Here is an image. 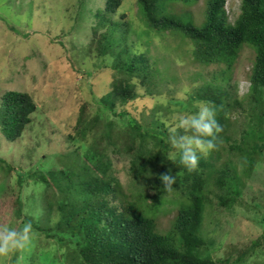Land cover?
I'll return each mask as SVG.
<instances>
[{
    "label": "trees",
    "instance_id": "trees-1",
    "mask_svg": "<svg viewBox=\"0 0 264 264\" xmlns=\"http://www.w3.org/2000/svg\"><path fill=\"white\" fill-rule=\"evenodd\" d=\"M137 1L149 30L189 41L194 46V64L217 68L213 82H207L194 98L215 108V118L222 127L218 148L208 155L198 153V167L192 172L179 164V157L174 162L164 155V151L174 150L169 130L158 131L153 122L146 124L148 118L141 124L127 106L151 100L157 75L164 80L169 77L168 65L159 70L149 51L139 49V40H131L132 27L123 21L125 16L116 19L123 0H106L105 8L95 12H89L88 0H80L79 6L66 5L64 18L70 23V35L77 32L78 23H93L82 64L89 59L96 63L95 70L81 71L79 76H86L91 87L97 72H109L112 77L111 83L104 81L97 87L101 115L90 118L87 110L79 111L78 135L85 140L91 134L94 140L90 145H80L73 139L69 154L47 160L48 167L42 159L46 164L31 171L20 164L14 168L0 156V199L6 192V179L16 173L14 218L30 222L34 230L50 237L54 228L68 232L76 244L77 248L68 250L64 257H54L59 264H242L247 254L221 259L207 256L216 241L202 229L208 205L213 206L215 201L218 208L233 211L264 160V0H242L241 14L233 25L229 23L226 0H206L200 25L184 15L169 14L173 4H190L193 0ZM35 15L48 14L41 10ZM245 46L254 48L256 58L249 93L242 102L229 81ZM79 76L74 84L80 91ZM201 76L199 73L197 80ZM141 89L144 93L140 94ZM0 101V128L12 145L33 122L38 105L30 94L19 91L6 92ZM235 112L245 121L240 138L230 133V115ZM107 114L123 119L126 128L121 130L118 123L110 122L104 117ZM226 154L228 159L220 165ZM118 156L127 159L128 166L123 169L137 189L138 202L130 200L123 185L120 167L114 162ZM169 170L177 177L171 192L159 179ZM28 187L32 193L44 190L43 205L24 217ZM172 196L178 198L181 208L171 230L161 234L157 214L166 198ZM55 215H60V220L50 227ZM253 238L249 239L252 251L264 247V230ZM45 256L36 247H28L15 251L12 263L45 264Z\"/></svg>",
    "mask_w": 264,
    "mask_h": 264
},
{
    "label": "rangeland",
    "instance_id": "rangeland-1",
    "mask_svg": "<svg viewBox=\"0 0 264 264\" xmlns=\"http://www.w3.org/2000/svg\"><path fill=\"white\" fill-rule=\"evenodd\" d=\"M78 1L80 2V0H0V100L8 91H19L30 94L38 105L33 122L27 126L25 134L14 142L15 144L10 145L7 142L0 128V156L14 168L20 164L25 171H31L46 164L41 161L42 159H46L47 162L51 158L62 155L65 157L64 154H69L73 139L79 141L80 145L85 143L90 145L94 140L91 134L85 140L78 135L79 111L87 110L90 118L101 115L99 106L102 105L98 102L100 93L97 92V87L104 81L107 84L111 83L112 77L109 72L101 71L99 74L97 72L96 78L91 82L94 87H91L86 76H79L81 71L95 70L93 66L96 60L89 59L91 65L88 61L82 64L87 39L91 35L90 26L92 27L93 23H78L77 32L70 35V23L64 18L66 5L76 7L79 6ZM205 1L175 3L170 7L169 14L184 15L200 25L204 21ZM226 1L229 23L233 25L241 14L242 0ZM105 4L106 0H88L87 8H90L89 12L91 10L95 12L97 9H104ZM40 9L48 15L46 17L35 15L36 11L38 13L41 11ZM124 16L123 21L132 27L131 40H139L141 43L142 47L139 49L149 51V57L159 70L168 65V79H162L161 75H157L155 79L156 87L153 91L155 98L137 101L127 106L129 112L141 124L144 125L145 118H148L146 124L153 122L154 127L163 133L174 126L182 116L196 111L194 105L200 103L195 102L196 95L207 82H213L217 68L204 69L194 64V46L189 41L149 30L137 0H123L122 8L115 17L118 20ZM65 32L69 36L64 37L63 35L67 34ZM255 58L254 48L245 46L230 72L229 82L236 87L237 97L242 102L249 93ZM225 68L224 65L221 66V69ZM199 73L202 76L197 80ZM77 75L81 79L80 91L76 90L74 84ZM143 91L144 89H141L140 94L144 93ZM182 96H187V99H182ZM104 117L110 118V122L118 123L121 130L126 128L123 119L108 114ZM230 120L232 122L230 133L233 132L236 138H240L245 125L244 117H239L235 112V115H230ZM160 125L165 127L160 128ZM164 153L165 156L173 153L178 158V153H174V150H166ZM200 154L208 155V152ZM227 159V154L222 156L219 164L225 163ZM114 162L120 167V177L130 200L138 202L137 189L132 186L133 183L123 169L124 166H128L127 159L118 156ZM49 163L47 162V167ZM6 181L8 182L6 192L0 199V228L19 227L23 224V219L14 218L13 214L17 198L14 197L18 183L16 173ZM247 186L233 211L218 208L215 201L213 206L208 205L202 230L204 235L210 232V237L215 236L216 242L210 253H206L207 256L221 259L247 254L242 264H264V247L260 246L252 251L253 243L249 241L254 240V235L256 238L261 236L264 230V160L261 169L255 172L254 178ZM213 189L211 187V190ZM43 192L44 190H37L36 193H32L31 188L26 189L24 197L28 198V203L24 201L28 208L24 217L28 215L26 213L33 212V208H41ZM180 208L177 197L166 198L157 214L159 233L166 234L171 230ZM59 220L60 215H55L50 227H54ZM71 240L68 232L62 233L55 228L51 237L47 233L34 230L29 248L36 247L37 250L45 252V264H59L54 259L55 256L64 257L70 253L68 250L74 251L77 248L75 242ZM14 252L6 257H0V264H13ZM20 263L24 264L23 261ZM25 264L40 263L29 261Z\"/></svg>",
    "mask_w": 264,
    "mask_h": 264
},
{
    "label": "clouds",
    "instance_id": "clouds-1",
    "mask_svg": "<svg viewBox=\"0 0 264 264\" xmlns=\"http://www.w3.org/2000/svg\"><path fill=\"white\" fill-rule=\"evenodd\" d=\"M187 99V96H182ZM196 111L182 116L169 131L171 145L174 153H178L179 164L188 172L195 171L198 167V153H207L218 148L219 133L222 127L215 118V108L209 102L201 101L194 105ZM171 161L176 160L173 153L167 154ZM166 191L171 192L176 184L177 177L171 170L159 177ZM32 224L23 223L19 227L6 226L0 228V257H6L14 251L28 248L32 242Z\"/></svg>",
    "mask_w": 264,
    "mask_h": 264
}]
</instances>
